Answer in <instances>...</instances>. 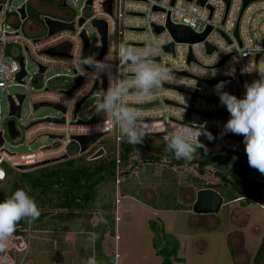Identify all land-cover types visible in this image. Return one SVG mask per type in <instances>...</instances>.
I'll return each mask as SVG.
<instances>
[{
  "label": "built area",
  "instance_id": "2783aa9c",
  "mask_svg": "<svg viewBox=\"0 0 264 264\" xmlns=\"http://www.w3.org/2000/svg\"><path fill=\"white\" fill-rule=\"evenodd\" d=\"M70 0H55L53 7L44 0H25L24 3L43 10V16H49L54 20L65 23H73L74 29L61 30L55 34L48 35V27L45 24L42 30L28 24L35 30L34 35L26 34V20H21L18 8L11 11L10 0L0 3L3 8L0 12V61L7 63L11 70L12 62L19 65L18 70H11L7 79L0 80V91H5L7 97L12 96L16 105L19 104L17 95H25V99L30 100L33 111H37L34 106L39 103H52L59 105L57 109L60 116H45L30 121L26 126L20 127L16 120L20 119L10 116L2 122L0 117V134L3 133L5 143L0 147V169L7 176V170L13 169L19 172H27L18 169L21 166H28L47 160L59 158L65 154H70V147L78 144L72 140L74 135H93L107 133L115 135L112 140L111 151L106 150L115 160L116 178L115 184H120L121 174V145L126 139L120 137L118 127L109 119L100 122H92V119L99 113L96 111L88 119L83 120L78 115L88 98L95 95L98 89L101 90L102 98L109 87V79L105 76H96L92 71L87 70L84 60L90 58V41L87 35L86 24H92L93 20H104L108 26L106 55L110 54V63L113 65V73L119 65V45L127 43L135 48H143L153 38L158 44V54L151 57L156 63L165 65L171 75V79L162 84V89L149 99L146 103L137 105L143 110V121L148 125V134L145 137H164L173 130L184 124H204L206 122L208 131H215L216 139L209 141L205 136L200 140L207 146L210 153L231 152L243 157L245 145L243 136L227 133L221 136L223 126L229 119V113L221 105L219 96L214 91L213 82L234 77L239 74V79L225 82L224 90L238 98H242L245 93V83H251L258 78V74L241 73V69L249 63L257 68L264 66V0H255L243 11L244 0H207L201 6L198 0H92L89 6L91 14L89 16H79L76 20L68 19ZM111 2V12L106 9V4ZM23 3V4H24ZM66 4V6H63ZM158 8V10H155ZM56 12V14H52ZM84 22L80 24V20ZM174 25L186 26L196 34H203L209 28L207 36L203 41L189 43L176 41L167 29L168 22ZM12 25L17 28H12ZM154 26L164 27V31L156 35ZM238 26V36L235 34ZM94 27V26H93ZM88 41L87 55L82 59L84 50V39L82 33ZM62 44L69 45L67 55L50 54L47 51ZM173 44V51H166L165 47ZM18 45L23 49L38 66V75L29 77L26 70L25 57L16 58L12 51L9 53V46ZM213 51L208 53V48ZM102 50V43L99 54L91 59H96ZM193 59L189 60V55ZM19 59V60H18ZM226 59V60H225ZM225 60V61H224ZM224 61L221 65H219ZM21 62L24 63L26 75L18 80L17 75L22 71ZM46 68L40 73V68ZM51 67L66 68L71 75H56L45 78V73ZM229 68L235 70L234 76L225 75ZM216 72L213 77L212 72ZM207 74V75H204ZM29 77V82L27 78ZM59 77H66L68 80L64 84L55 82ZM76 79H81L80 85L70 94L67 93L76 85ZM39 80L37 84L36 81ZM106 83V86L104 84ZM94 90L92 96L88 97L75 114L78 103ZM166 85V87H164ZM14 86H23L27 92L12 94L9 89ZM183 97H185L186 104ZM9 101V100H8ZM23 101V103H24ZM9 112H10V102ZM22 103V106H23ZM157 103L156 106H147ZM40 109V108H39ZM64 109V111H63ZM184 112V119H179ZM226 114L225 118L213 114ZM211 115V116H209ZM63 119V122L59 120ZM14 120L16 131L19 133L15 142L32 145L41 137L55 135L57 138H50L51 144L44 145L38 150L17 156L16 153L6 150L8 122ZM99 125V129L96 126ZM91 128L92 131H86ZM105 135V136H107ZM104 136V137H105ZM11 137V136H10ZM62 137V138H59ZM212 142L210 147L208 143ZM96 145V144H95ZM94 145V146H95ZM92 146L88 153L94 148ZM100 148V147H99ZM97 148L95 151H97ZM79 149V148H78ZM94 151V152H95ZM227 151V152H225ZM93 152V153H94ZM92 153V154H93ZM6 178V177H5ZM248 201H255L243 198ZM118 201V200H117Z\"/></svg>",
  "mask_w": 264,
  "mask_h": 264
},
{
  "label": "rangeland",
  "instance_id": "374dc122",
  "mask_svg": "<svg viewBox=\"0 0 264 264\" xmlns=\"http://www.w3.org/2000/svg\"><path fill=\"white\" fill-rule=\"evenodd\" d=\"M25 0H10L9 8L15 11ZM53 7L55 0H44ZM5 0H0V3ZM86 0H70L68 19L76 20L79 16H89L91 8L85 6ZM29 18L25 24L26 34L34 35L35 30L45 29L42 19L44 7L39 10L28 5ZM12 28L17 26L12 25ZM90 41L89 56L96 57L100 52V35L92 24H86ZM16 58L25 57L26 70L29 77L38 75V66L34 60L18 45L9 46V53ZM18 59V60H19ZM56 75L64 76L71 73L63 67H51L45 78ZM29 77L27 82H29ZM66 77L55 80L59 84L67 82ZM12 94L24 93L23 86L9 89ZM102 92L98 89L94 96L87 99L79 112V117L88 119L97 111L101 102ZM7 93L0 91V117L2 122L8 118L9 103ZM45 116H60L56 108L45 106L33 111L30 100L26 99L22 106V116L16 122L20 127L30 121ZM115 135L103 137L85 155L70 153V158L85 159L99 147L111 151ZM6 150L22 156L52 143L48 137L39 138L34 144H20L7 134ZM145 142L161 143L160 137H145ZM76 145V144H75ZM77 146V145H76ZM204 149H198L195 155L203 154ZM82 157V158H79ZM213 162L223 167H250L248 159L226 153H212ZM136 163L128 174L120 175V184L114 181L102 183L98 188V196L92 206L82 211L83 216L72 221L45 219L40 224L30 223L27 227H18L21 234L13 233L5 241V247L0 251V264H87L90 256H95L97 264H161L162 257L152 248L153 230L151 224L158 221L163 234L174 236L179 242L176 257L172 264H254L255 252L264 238V204L258 201L237 200L225 202L216 214H196L192 205L200 189L212 188L220 193L223 181L220 174H215V166L207 167L201 172L196 165L186 163L170 165L165 160L159 163L143 162L139 155L133 156ZM252 168V167H250ZM243 169V168H242ZM252 177L264 181V174L252 168ZM221 170L219 169L218 172ZM223 174H229L225 169ZM259 174V175H257ZM225 200L227 196L224 193ZM118 200V201H117ZM260 200V199H259ZM264 203V201H261ZM54 211H59L53 208ZM109 219L115 225V235L105 233L102 251L96 247L97 229L99 225L108 226ZM109 229V228H108ZM236 235H241L242 246ZM21 237L25 244L23 250L14 244ZM93 237H96L93 240ZM115 245V253L112 246ZM109 246V247H108ZM247 253L241 255V250ZM115 255V258H114ZM248 255V256H247ZM264 264V261L261 262Z\"/></svg>",
  "mask_w": 264,
  "mask_h": 264
},
{
  "label": "clouds",
  "instance_id": "9594fccd",
  "mask_svg": "<svg viewBox=\"0 0 264 264\" xmlns=\"http://www.w3.org/2000/svg\"><path fill=\"white\" fill-rule=\"evenodd\" d=\"M158 54V44L153 38L143 48H135L127 43L119 45V65L113 73V65L109 62L110 54L104 60L86 58L84 63L96 76L109 79V87L102 101L97 105V111L104 113L119 129L120 137L129 144L143 143L148 134V125L143 121V110L137 105L146 103L162 84L171 79L169 69L156 63L151 57ZM19 65L12 62L11 70H18ZM7 63L0 61V80L7 79L10 71ZM257 73L258 78L251 83H245V93L242 98L225 91V81L214 86L221 105L229 113V119L223 126L221 136L231 133L243 136L245 153L250 167L264 174V66L257 68L249 63L241 69V73ZM214 77L216 72L211 73ZM225 75L234 76L235 70L229 68ZM207 75V74H204ZM186 104L185 97H183ZM183 111L179 119H184ZM99 125L96 126L99 129ZM86 131H92L91 128ZM205 136L209 141L216 137L207 130L204 124H182L164 137L166 151L173 154L177 160L192 161L199 149L208 151L207 146L200 140ZM6 173L0 169V181ZM41 215L35 199L24 188L16 189L10 196L0 201V251L5 247V241L13 235L18 222L35 221ZM96 237H93V240ZM87 264H97L95 256H90Z\"/></svg>",
  "mask_w": 264,
  "mask_h": 264
},
{
  "label": "trees",
  "instance_id": "16d2710c",
  "mask_svg": "<svg viewBox=\"0 0 264 264\" xmlns=\"http://www.w3.org/2000/svg\"><path fill=\"white\" fill-rule=\"evenodd\" d=\"M76 149L77 146L73 144L70 147V153L76 152ZM135 154L139 155L143 162L149 163H159L164 160L172 166L191 163L196 165L201 172L209 166H215L218 168L215 169V174H220L223 181L221 190L223 195L226 194L227 201L238 198H249L259 203L264 201V181H259L258 177L250 175L253 172L252 168L216 165L210 152L203 151V154L195 155L194 159L189 162L175 159L172 153L166 151L165 141L161 143L143 141V143L132 145L125 140L121 145V174H128L134 168L133 163L136 161L133 156ZM219 169L220 172H218ZM225 169L229 174L222 173ZM115 178V160L108 154L96 160L85 158L77 161L69 158L27 172L8 169L6 178L0 181V201L6 199L16 189L24 188L35 199L41 211L39 218L31 223L40 224L47 218L72 221L81 218L82 211L95 203L99 186L105 182L114 181L115 183ZM53 208L59 211H54ZM29 224L27 220H21L16 226L15 233L21 234L20 228L27 227ZM107 230L110 235H115V225L111 219H109L108 226L101 223L97 229L96 249L98 252L102 251V242ZM162 233H164L163 229ZM115 250V246H112L114 253ZM175 258L179 261L184 260L176 256ZM263 258L264 244L262 243L255 256L254 264H260ZM171 263L172 260L169 258L162 259V264Z\"/></svg>",
  "mask_w": 264,
  "mask_h": 264
},
{
  "label": "water",
  "instance_id": "95a60500",
  "mask_svg": "<svg viewBox=\"0 0 264 264\" xmlns=\"http://www.w3.org/2000/svg\"><path fill=\"white\" fill-rule=\"evenodd\" d=\"M191 1V0H188ZM207 0H198V4L203 6L206 3ZM255 0H244V4H243V9L242 11ZM92 2V0H88L87 1V5H90ZM111 2L109 1L106 4V9L111 12ZM174 0L172 1L173 4ZM63 6H66V4H64ZM3 6L0 4V12L2 10ZM155 10H158V8H155ZM18 12L20 13V18L21 20H26V18L28 17V12H27V6L26 4H22V6L20 8H18ZM42 19L44 20V23L47 25L48 27V35H52L55 34L61 30H65V29H74V24L73 23H65L59 20H54L49 16H43ZM84 22V19L80 20V24H82ZM92 25L97 29L99 35H100V40L102 43V50L100 55L94 59V60H102L103 56L106 53L107 50V37H108V26L106 21L104 20H93ZM153 31L156 35L160 34L161 32L164 31V27H158V26H154L153 25ZM167 29L170 31V33L173 35V37L175 38L176 41H182V42H189V43H195V42H200L203 41L205 39V37L207 36L208 32L210 31V28L203 34H196L192 31L191 28L186 27V26H179V25H174L172 24L170 21L167 24ZM235 34L238 36V26L236 28ZM82 37L84 39V50L82 53V59L86 58L87 55V49H88V41L85 37V33H82ZM166 51H173V44L168 45L165 47ZM213 51L212 48H208V53H211ZM50 54H62V55H67L69 52V45L68 44H62L60 46H56L50 50L47 51ZM193 57L190 54L189 55V60H192ZM226 60V59H225ZM224 60V61H225ZM224 61H222L219 65H221ZM85 67L87 68V70L92 71V69L88 68V66L85 64ZM21 68L22 71L17 75L18 80H21L25 75L26 72L24 71V63L21 62ZM46 70V68H40V73H43ZM235 79H239V74L237 73V75H235L234 77L231 78H227V79H222L216 82H213L214 85H216L218 82L220 81H225V82H229ZM36 83H39V80L36 81ZM81 83V79H76V85L67 93H71L75 88H77ZM104 86H106V83L104 84ZM164 87H166V85H164ZM97 88V86L95 85V87L93 88V90L88 94V96H86L84 99H82L76 109H75V114L77 113V111L79 110L80 106L82 105V103L90 96H92L94 90ZM19 104L16 105L15 99L12 96L8 97V100L10 102V116H14L16 118H19L21 115V110H22V103L25 99V95L23 94H18L17 95ZM157 103L154 104H149L147 106H156ZM45 106H50L56 109H60L61 107L59 105H55L52 103H39V104H35L34 108L37 110L41 107H45ZM64 111V109H63ZM216 116H220L225 118L227 115L226 114H213ZM211 116V115H209ZM105 120V115L102 112H99L93 119L92 122H100ZM60 122H63V119L59 120ZM8 131L9 134L11 136L12 139H14L19 133L16 131V127H15V122L14 120H11L8 122ZM212 134H215V131H210ZM105 135H107V133H100V134H93V135H74L72 136V140L75 141L78 144V153L79 155H85L86 153H88V151L90 150V148L92 146H94L95 144H97ZM50 138H57V136L55 135H48ZM62 138V137H59ZM5 143V139L3 137V133L0 134V147L3 146ZM213 143L210 142L208 143V146H212ZM227 152V151H225ZM106 153V150L103 147H100L97 151H95L90 157L89 160H96L101 158L102 156H104ZM230 153L234 156H238L244 159H247V157H243L237 154H233L231 152H227ZM70 158V154H65L59 158L56 159H52V160H47V161H43L40 163H36V164H32V165H28V166H21L18 167V169L23 170V171H31L34 169H38L50 164H54L57 162H61V161H65L67 159ZM225 203V198L224 196L217 190L212 189V188H206V189H200L197 192V196H196V200L194 201L193 205H192V211L196 214H216L220 211L221 207L223 206V204ZM151 229L153 230V239H152V248L153 250L160 255L163 258H169L172 259L174 258L175 254L178 251L179 248V242L178 240L169 234L164 235L162 233V229H161V225L159 224L158 221H153L151 224ZM14 244L19 248V250H23L25 248V244L22 242L21 237L17 238L14 240Z\"/></svg>",
  "mask_w": 264,
  "mask_h": 264
},
{
  "label": "flooded vegetation",
  "instance_id": "af4514ba",
  "mask_svg": "<svg viewBox=\"0 0 264 264\" xmlns=\"http://www.w3.org/2000/svg\"><path fill=\"white\" fill-rule=\"evenodd\" d=\"M52 14H56V12H53ZM206 189V188H205ZM222 194V193H221ZM223 195V194H222ZM224 196V195H223ZM225 198V197H224ZM196 200V199H195ZM237 201H239V202H242V201H247L246 199H243V198H238V199H236ZM232 201H235V200H232ZM225 202H230V201H226L225 200ZM261 204H264V203H262V202H260ZM164 235H166V234H164ZM237 237H238V243H240L239 245H241L242 246V237H241V235H236V240H237ZM104 241V240H103ZM264 244V239H262V242H261V244ZM261 244L259 245V248H260V246H261ZM115 246V245H114ZM102 247H103V242H102ZM109 247V246H108ZM104 248V247H103ZM258 248V249H259ZM105 249V248H104ZM240 250H241V248H239ZM106 250V249H105ZM258 251V250H257ZM246 252L243 250V248H242V250H241V255H243V256H245L246 257ZM256 254H257V252H255V256H256ZM175 256H176V254H175ZM174 256V257H175ZM248 256V255H247ZM255 256H254V259H255ZM180 258V257H179ZM162 259H163V257H162ZM171 260H174V258H172ZM264 261V258L262 259V261L261 262H263ZM261 262H260V264H261ZM161 264H162V262H161ZM172 264V263H171Z\"/></svg>",
  "mask_w": 264,
  "mask_h": 264
}]
</instances>
